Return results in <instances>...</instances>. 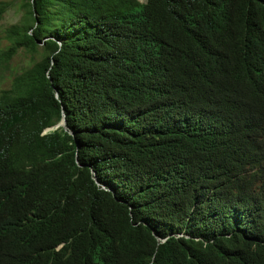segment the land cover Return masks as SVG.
<instances>
[{"label":"trees","instance_id":"16d2710c","mask_svg":"<svg viewBox=\"0 0 264 264\" xmlns=\"http://www.w3.org/2000/svg\"><path fill=\"white\" fill-rule=\"evenodd\" d=\"M19 2L0 264H264V0Z\"/></svg>","mask_w":264,"mask_h":264},{"label":"rangeland","instance_id":"374dc122","mask_svg":"<svg viewBox=\"0 0 264 264\" xmlns=\"http://www.w3.org/2000/svg\"><path fill=\"white\" fill-rule=\"evenodd\" d=\"M145 2L146 0H140ZM7 2L8 7L0 19V57L3 51L9 46L6 39L7 29L20 22L24 11L20 7L19 0H0ZM41 57L40 52H32L20 49L9 61H0V90L9 88L13 78L31 67Z\"/></svg>","mask_w":264,"mask_h":264},{"label":"water","instance_id":"95a60500","mask_svg":"<svg viewBox=\"0 0 264 264\" xmlns=\"http://www.w3.org/2000/svg\"><path fill=\"white\" fill-rule=\"evenodd\" d=\"M60 126L66 127V118L65 115L63 116V119L54 127H51L50 129H56Z\"/></svg>","mask_w":264,"mask_h":264}]
</instances>
